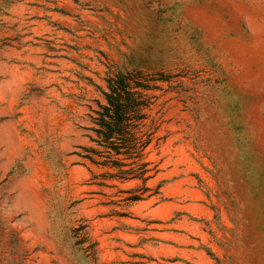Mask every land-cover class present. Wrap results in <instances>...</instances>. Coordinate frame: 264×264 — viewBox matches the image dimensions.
Returning <instances> with one entry per match:
<instances>
[{
    "label": "rangeland",
    "instance_id": "374dc122",
    "mask_svg": "<svg viewBox=\"0 0 264 264\" xmlns=\"http://www.w3.org/2000/svg\"><path fill=\"white\" fill-rule=\"evenodd\" d=\"M121 72L145 193L82 158ZM0 264H264V0H0Z\"/></svg>",
    "mask_w": 264,
    "mask_h": 264
},
{
    "label": "trees",
    "instance_id": "16d2710c",
    "mask_svg": "<svg viewBox=\"0 0 264 264\" xmlns=\"http://www.w3.org/2000/svg\"><path fill=\"white\" fill-rule=\"evenodd\" d=\"M140 78V73L121 72L108 79L105 104L96 113L90 146L82 149V158L104 171L102 185L106 180L140 182L145 193L159 172L148 161L158 126L149 113L153 87ZM130 200L138 202L142 194Z\"/></svg>",
    "mask_w": 264,
    "mask_h": 264
}]
</instances>
